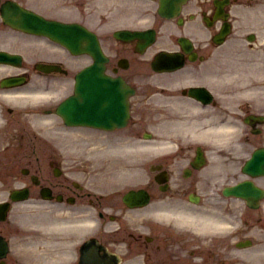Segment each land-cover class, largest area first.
Masks as SVG:
<instances>
[{
  "label": "flooded vegetation",
  "instance_id": "1",
  "mask_svg": "<svg viewBox=\"0 0 264 264\" xmlns=\"http://www.w3.org/2000/svg\"><path fill=\"white\" fill-rule=\"evenodd\" d=\"M34 1L31 0V6L34 8H40L41 5L39 4H41L43 1ZM63 1L66 2L65 0ZM44 5L48 7L46 2H44ZM212 5H215V3H210V0H187L185 4L188 10V15H194V17H196V19H193L194 23L199 21L197 16H201L202 12L205 11V8ZM58 10L60 9H54L53 13L58 14ZM91 19H93L92 16ZM223 52H226L224 48ZM117 66L118 63H116V66L113 65L112 71H114L115 68H118ZM196 80L197 81L194 82V84L195 86H198L196 84H199V78H196ZM208 86L209 87L207 88L212 92L211 86ZM189 100L190 110L194 113H206L204 121L210 122L212 118L211 112L213 111L211 103H205L200 99L190 96ZM19 107L21 106H17V108ZM20 111H23V116L18 115L16 120L13 122L11 121V117H14L15 113L12 109L6 111L7 117L4 115L1 119L2 122L0 123V130L1 128L11 124H14V126L12 127L13 132H11L10 136L0 137V143L3 145L0 147V178L8 176L13 181V178L19 179V177H29L28 185L30 186L32 193L33 191L40 193L43 188H45L47 192L51 193V195L56 197L61 196L63 198H69L70 195L78 193L79 191L77 192L67 179L69 176L75 175L76 170L68 169L67 167L63 168V165L60 164L58 160L54 159L55 157L51 158V155L48 157L47 153H45V149L42 150L41 148V144H43L44 140L39 136H28L25 129L23 128V126L26 129L30 128V123L25 121L27 118L23 119L28 115V112L24 111V109ZM20 125L23 126L21 127ZM19 134L20 137H17ZM112 139H115V137L108 138V140ZM33 176L38 179L39 185L33 181ZM52 176L62 177V179H53ZM15 210L16 207L13 206L10 212L13 213ZM0 224H3V222H0ZM5 231L6 228L0 226V232ZM162 236V241L171 240L172 244L164 246L163 242L158 243V241L154 239V242L158 243L156 246V252L160 255L159 256L157 254V256L160 258L154 262H151L150 264H197L196 260L192 258L193 251L190 249L188 244L190 238L180 236L177 233H164ZM189 242L190 245L193 246V242ZM163 246L165 247L164 249ZM161 252H163V254ZM148 253L151 254L150 251H148ZM205 262L206 261H203L200 264H205Z\"/></svg>",
  "mask_w": 264,
  "mask_h": 264
},
{
  "label": "bare ground",
  "instance_id": "2",
  "mask_svg": "<svg viewBox=\"0 0 264 264\" xmlns=\"http://www.w3.org/2000/svg\"><path fill=\"white\" fill-rule=\"evenodd\" d=\"M42 23L44 24V21L42 20ZM41 24V25H43ZM0 68H4L3 66H0ZM82 78H78L77 79V88L78 90L80 91V96H79V103L78 105H80V108H79V111L80 112H84L85 110H88V111H92L91 108H90V104H89V99L91 97V93H93V90L92 87L89 88V87H86L85 88V83H84V80H82L81 82V88L79 87V82ZM6 83V81H4ZM71 82H73V85L75 84L76 82V77H75V74H74V77L71 79ZM71 85V84H70ZM98 88H100L98 85H97ZM67 88L66 92L69 91V88L68 87H65ZM97 88V89H98ZM57 88H54V87H51L50 89H45V88H41V89H34L32 91V94H29L31 91L29 90H26L25 92L29 95V97L33 98V99H36L38 97H40L41 95H44V96H49L51 94H54V95H57L59 93V91L56 90ZM3 91L6 93V94H11L12 96H16L15 93H10L7 91L6 88H3ZM62 91V90H61ZM84 92V93H83ZM86 92L88 93L87 95ZM82 93V94H81ZM71 104L75 107V106H78L76 105L77 104V101H75V99H73L71 101ZM74 107L72 109H74ZM218 127H223L225 128V125L222 126H218ZM227 128L230 129V126L229 125H226ZM213 128H216V127H213ZM228 129V130H229ZM173 213V212H172ZM164 214H171L170 211H165ZM176 215V214H175ZM177 216V215H176ZM179 218H185L187 220V222H195V223H199V221H203L205 222L206 220H212V219H215L216 215L215 214H210L208 212H200V213H183V216L179 213L178 216ZM217 219H220L218 221H221V222H226L225 219H222L221 217H217ZM205 220V221H204ZM227 224V223H226ZM226 224H222V226H227ZM210 225H214V224H208L207 226H210ZM220 226V225H219ZM228 228V227H227Z\"/></svg>",
  "mask_w": 264,
  "mask_h": 264
},
{
  "label": "rangeland",
  "instance_id": "3",
  "mask_svg": "<svg viewBox=\"0 0 264 264\" xmlns=\"http://www.w3.org/2000/svg\"><path fill=\"white\" fill-rule=\"evenodd\" d=\"M149 70V69H148ZM145 107V104L142 102V101H139L138 102V104H137V110L138 111H140L141 113H144L145 111H147V110H150V109H146V107ZM143 111V112H142ZM263 135H254L253 137H257V138H261ZM245 151V150H244ZM224 163H226L227 164V161H223ZM230 161H228V163H229ZM236 163H237V161H236ZM230 165H231V163H229ZM237 164H240V162H238ZM263 209H264V207L263 208H260L258 211V213L257 214H254V221H256V222H260V223H264V212H263ZM258 217H260V219H258L257 220V218ZM261 226H264V224H261ZM255 232H257L256 230H254ZM242 237H244V234H243V236ZM260 245V244H259ZM198 259V258H197ZM197 264H199V260H197Z\"/></svg>",
  "mask_w": 264,
  "mask_h": 264
},
{
  "label": "water",
  "instance_id": "4",
  "mask_svg": "<svg viewBox=\"0 0 264 264\" xmlns=\"http://www.w3.org/2000/svg\"><path fill=\"white\" fill-rule=\"evenodd\" d=\"M88 71H91V70H88ZM103 88H100L99 89V91L103 94L104 92H106L105 91V89H103ZM86 95V94H85ZM75 101H76V99H75ZM112 104H106L105 106H104V108H105V110H107V109H109V107L111 106ZM69 108H73V106H72V104H70L69 105ZM113 109V107L111 108V110ZM118 111V110H117ZM256 157H257V159H256V161H255V164H257L258 166H260V165H262V164H264V151H258L257 153H256Z\"/></svg>",
  "mask_w": 264,
  "mask_h": 264
}]
</instances>
